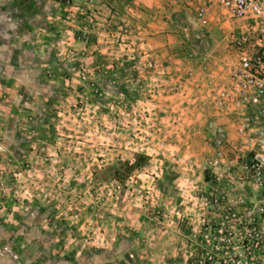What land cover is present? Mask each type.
Segmentation results:
<instances>
[{"label":"rangeland","instance_id":"374dc122","mask_svg":"<svg viewBox=\"0 0 264 264\" xmlns=\"http://www.w3.org/2000/svg\"><path fill=\"white\" fill-rule=\"evenodd\" d=\"M234 25L162 0H0V264H264V206L205 168Z\"/></svg>","mask_w":264,"mask_h":264},{"label":"built area","instance_id":"2783aa9c","mask_svg":"<svg viewBox=\"0 0 264 264\" xmlns=\"http://www.w3.org/2000/svg\"><path fill=\"white\" fill-rule=\"evenodd\" d=\"M162 1L177 12L191 10L193 22L203 28L217 10L235 23L223 39L236 63L222 78H207L202 132L214 151L206 158L205 168L232 175L235 189H247L248 194L239 193V197L264 206V0ZM194 38L201 41L199 34ZM180 86L177 82L168 89ZM215 115H224L235 124L234 136Z\"/></svg>","mask_w":264,"mask_h":264},{"label":"crops","instance_id":"0c3cea01","mask_svg":"<svg viewBox=\"0 0 264 264\" xmlns=\"http://www.w3.org/2000/svg\"><path fill=\"white\" fill-rule=\"evenodd\" d=\"M145 1H146V0H145ZM220 121L224 122L226 126H229V124H230V119L227 118V117L224 116V115H221V117H220Z\"/></svg>","mask_w":264,"mask_h":264}]
</instances>
